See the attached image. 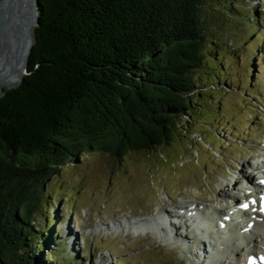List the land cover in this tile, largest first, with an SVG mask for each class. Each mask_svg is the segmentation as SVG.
<instances>
[{
    "label": "trees",
    "instance_id": "16d2710c",
    "mask_svg": "<svg viewBox=\"0 0 264 264\" xmlns=\"http://www.w3.org/2000/svg\"><path fill=\"white\" fill-rule=\"evenodd\" d=\"M213 1L40 0L28 73L0 97V264H62L60 247L36 254L62 233L44 203L68 163L158 153L185 123L219 119L212 88L228 68L206 43L232 2Z\"/></svg>",
    "mask_w": 264,
    "mask_h": 264
},
{
    "label": "rangeland",
    "instance_id": "374dc122",
    "mask_svg": "<svg viewBox=\"0 0 264 264\" xmlns=\"http://www.w3.org/2000/svg\"><path fill=\"white\" fill-rule=\"evenodd\" d=\"M231 2L232 16L211 26L206 43L209 64L222 60L228 68L212 88L210 108L219 119L198 116L185 123L188 131L182 128L183 135L158 153L117 158L91 150L62 167L47 184L44 203L56 217L52 228L62 233L54 232L55 239L36 256L51 261L48 255L60 247L62 264H193L203 259V248L191 237L195 225L148 229L144 224L160 208L176 211L179 203L189 202L209 206L226 190L238 191L234 179L263 174L254 164L264 160V0H214L211 5ZM254 5L258 27L253 26ZM215 37L221 39L217 45ZM233 213L231 205L227 216ZM135 221L139 224H128ZM198 234L209 251L208 235Z\"/></svg>",
    "mask_w": 264,
    "mask_h": 264
},
{
    "label": "bare ground",
    "instance_id": "6f19581e",
    "mask_svg": "<svg viewBox=\"0 0 264 264\" xmlns=\"http://www.w3.org/2000/svg\"><path fill=\"white\" fill-rule=\"evenodd\" d=\"M15 17L16 15L10 19L5 28V34L0 39V52L5 56L0 60V72L3 73V76L9 75L10 83L19 81L23 74V70L19 67L21 57L16 55L18 42L16 39H9L12 30L17 25ZM12 50L15 51L12 52ZM5 52H8L7 54L10 56L7 57ZM254 165L261 169L263 177L264 160ZM262 177L252 178L243 175L241 181L234 179V188L240 185L237 192L226 190L222 198L217 201L213 200L211 205L204 208L196 202L179 203L180 205L177 206L179 210L176 211H164L160 208L148 218L149 222L143 223L144 227L154 229L162 226L163 228L164 224L175 227L177 224L183 223L185 227L189 228V224H193L195 226L194 229L192 228L194 232L191 237L197 241L199 249L203 248L201 247L203 238L198 233L207 234L211 253L208 254L207 250H204L202 253L204 260L198 259L193 264H264V260L260 259V256L264 257V211H262L264 207L258 206V203L264 198V179ZM246 201L250 202L249 210L241 207ZM231 205H235L234 209L237 210V213L227 216ZM208 215L212 217L209 225L207 224ZM222 215L227 217L224 218V226L219 227L217 222ZM191 220L193 221L189 223L188 221ZM128 224L136 226L139 221ZM169 234L172 235V233Z\"/></svg>",
    "mask_w": 264,
    "mask_h": 264
},
{
    "label": "water",
    "instance_id": "95a60500",
    "mask_svg": "<svg viewBox=\"0 0 264 264\" xmlns=\"http://www.w3.org/2000/svg\"><path fill=\"white\" fill-rule=\"evenodd\" d=\"M39 2L40 0H0V6H2L0 9V39L3 38L5 28L10 19H13V16L16 15L17 25L12 30L9 39H16L18 42L16 55H20L21 57L19 67L23 70L21 78L16 83H10L9 75L3 76V73L0 72V97L4 95L6 88L10 89L19 86L25 74L28 73L29 59L32 48H34V30L39 23ZM14 51L12 50V52ZM12 52L10 53L12 54ZM7 53L5 52L4 54L6 55ZM8 56L10 54H7ZM4 57L0 52V60Z\"/></svg>",
    "mask_w": 264,
    "mask_h": 264
},
{
    "label": "snow or ice",
    "instance_id": "6c2138e0",
    "mask_svg": "<svg viewBox=\"0 0 264 264\" xmlns=\"http://www.w3.org/2000/svg\"><path fill=\"white\" fill-rule=\"evenodd\" d=\"M247 204H242L241 207L247 208ZM262 211H264V209H262Z\"/></svg>",
    "mask_w": 264,
    "mask_h": 264
}]
</instances>
